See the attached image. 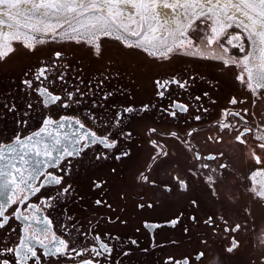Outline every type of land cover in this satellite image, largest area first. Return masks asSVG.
Masks as SVG:
<instances>
[{"label":"snow or ice","instance_id":"snow-or-ice-1","mask_svg":"<svg viewBox=\"0 0 264 264\" xmlns=\"http://www.w3.org/2000/svg\"><path fill=\"white\" fill-rule=\"evenodd\" d=\"M20 5L30 8L21 11ZM106 5L127 6V13L117 14L140 16L132 23L152 32L158 5L187 22L177 29L178 43L160 50L152 44L155 37L144 32L141 39L127 25V36L137 39L113 37L100 15ZM21 15L36 24L16 23ZM0 16L6 17L0 29H15L0 31V264H156V249L178 250L185 237L190 250L162 257L160 264H264V223L238 196V184H229L228 165L208 163L218 157L199 150L198 128L173 130L171 121L182 114L185 123L200 122L208 111L205 100H216L207 91L177 100L175 88L190 94L197 77L152 74L175 56H196L201 41L219 44L221 54L212 58L222 66L243 67L230 73L231 82H219L228 88L238 83L245 94L229 92L215 128L234 132L241 145L252 136L251 159L259 167L245 177L244 188L247 199L264 205V183L256 179L264 176V65L255 75L248 67L257 48L264 52V0H0ZM25 26L50 35L48 42L85 47L100 67L67 60L62 48L42 58L37 45L46 41L22 32ZM13 39L19 41L15 47ZM110 39L117 42L113 53ZM226 45L242 58H226ZM22 57L35 62L17 71L12 65ZM170 196H179L177 210L168 209ZM149 210L161 218H150ZM177 229L182 236L170 239Z\"/></svg>","mask_w":264,"mask_h":264},{"label":"flooded vegetation","instance_id":"flooded-vegetation-1","mask_svg":"<svg viewBox=\"0 0 264 264\" xmlns=\"http://www.w3.org/2000/svg\"><path fill=\"white\" fill-rule=\"evenodd\" d=\"M21 41V40H20ZM23 41V40H22ZM13 46H17L19 41L13 39L11 41ZM116 41L114 39H110L107 43V48L110 53L116 51ZM207 44V42H206ZM206 44L199 45L200 52L196 56L189 55H179L175 56L172 59L171 63L165 62L160 67L153 68L152 74H164L167 73L169 76L173 73L176 74V78L184 77L187 79L190 75L197 77L194 84H192L191 88L188 90L190 94H186L184 90L179 88H175L173 91V97L177 100L181 101H192L193 95H199L204 91L209 93L213 99L216 100V104H211L207 99L205 100V106L208 108L206 113H201L202 119L200 122H196L191 118H187V123H185V117L187 114H182V118L179 120L171 121L175 127L173 130H178L179 128L188 127L191 125L192 127L198 128L199 132L196 136L195 143L197 144L199 150H201L204 154L215 155L218 157L215 161H208L213 167H215L219 163H224L228 165L227 173H225L228 177V182L231 185L238 184V196L243 195L244 203L249 207L250 210H254L256 213V219L260 223H264V205H259L254 203L252 200L247 199V193L245 192L244 185L249 183L248 180L245 179L246 176L250 175L251 171L256 167H259L255 164V161L251 159V148L254 143L252 136H249L247 139L249 143L247 145H241L234 139V132H229L228 134L218 133V130L215 128V124L217 123V119L219 116L220 109L223 108L227 104L226 96L231 92L236 95L239 94L244 96L245 90L237 83L232 88H228L219 82L222 79H226L229 82L232 81V75L230 73H239L240 70L238 67H227L222 66L221 61L217 59H213V53L219 55L221 54V49L219 44L210 48V46H206ZM212 46V45H211ZM39 48V55L42 58H46L48 54L53 49H63L64 54L67 60H75L78 63L84 65L85 67L95 68L100 67L99 64H93L92 61L87 58L86 49L80 45L75 43H62L59 40L56 42H51L49 44L37 45ZM190 50V49H187ZM236 52H234L235 54ZM230 56L229 53L225 54ZM83 57V59H81ZM127 59V58H126ZM35 62V58L29 60L26 57H22L14 62L12 67H15L17 71L21 67H24L28 63ZM138 61H133V64ZM72 68H75V64L71 65ZM147 69H145L146 71ZM141 84L144 85L145 88L150 87V83L144 80L140 81ZM216 86V87H214ZM138 90L141 91V98H145L143 89L140 88V85L137 86ZM174 87V86H173ZM192 106L196 107L195 102H192ZM257 109H253L256 111ZM259 110L264 112V105L259 107ZM256 123H260L259 118H257ZM39 125H37L38 127ZM181 135H183L181 133ZM208 137H212L213 139H208ZM172 142L169 141V144ZM167 147V145H165ZM149 149L145 147L144 155L147 156ZM264 156V153H261ZM180 165L177 167L183 166V157L180 158ZM223 171V170H221ZM159 179H165V175L163 173L158 177ZM261 183H264V176H258L256 178ZM128 181L132 182V173H128ZM151 196V192L148 193ZM180 198L179 196L172 197L170 196L168 200L167 207L171 210H177L180 207ZM69 207H74L73 205H69ZM31 214V209L28 213ZM47 214V213H45ZM150 218L152 219H160V213H152V210H149ZM147 215V214H146ZM57 216V213L52 212L51 217ZM50 217V218H51ZM133 219L135 220V214H133ZM55 223V222H54ZM31 232V229L29 230ZM53 231H56L55 226ZM57 234H59L57 232ZM199 235V233H198ZM182 236V233L177 229L172 232L170 235V239H176ZM49 240L51 239V234H49ZM163 239V237H161ZM216 244H219L220 241L216 239V237L212 238ZM143 243L147 244V239L143 238ZM185 246L181 247L178 250H174L172 247L155 250V255L151 257L156 264H160V258H166L169 254H173L174 252H184L186 250H190L191 245L188 243L187 237L184 238ZM213 245L210 243L209 247Z\"/></svg>","mask_w":264,"mask_h":264},{"label":"bare ground","instance_id":"bare-ground-1","mask_svg":"<svg viewBox=\"0 0 264 264\" xmlns=\"http://www.w3.org/2000/svg\"><path fill=\"white\" fill-rule=\"evenodd\" d=\"M121 7L120 10H122L124 13H127L129 9L125 5H119ZM109 7L111 6H104V11L100 13L101 16L104 17V20L108 23V30L112 32V35H122L126 37L129 42L134 41L137 39V37H131L127 36V31H141V28H144L143 31L148 33V36L150 39L155 37V39L152 40V44L157 45L158 47L161 46H174L175 43H178L180 37H179V31H177L178 28L182 27L183 23H186L187 21L184 20L183 17H177L175 20L173 19L174 14L171 13L170 9L162 8L163 11H158V15L156 16V19L150 20V23L152 27L156 29L155 32H152L146 24H133L132 19H135L137 21L140 20V16L134 15L132 19H130L126 14L125 15H118V11L116 9H112L111 14L109 13ZM19 8L21 11L30 8V5H20ZM112 8V7H111ZM15 11V10H13ZM135 12V10H132ZM218 11V9H217ZM230 13L235 12L234 9H229ZM143 14V13H141ZM236 15L243 19L241 14L236 13ZM0 19H6V17L0 16ZM165 21H168L165 23ZM247 22V21H245ZM16 23L20 25H31L36 24V19L33 18L31 20H28L24 15L18 16ZM124 25H127V31L124 29ZM41 29H43V25H37ZM257 30H260L259 27H257ZM0 31L4 32H12L15 31V29H7L3 28L0 29ZM22 32L27 33L29 36L31 35H38V33L31 32L30 28L25 26L21 29ZM50 31V30H49ZM139 38H143V35ZM20 40L25 41V37L23 35L20 36ZM13 41V40H12ZM164 43V45H162ZM146 46L150 48V50H155L152 48V45L147 44L145 42ZM165 47V48H166ZM164 48V49H165ZM257 54L253 57V62H249L250 67L257 68L261 67V65L264 62V52H261L259 48L257 49ZM258 69H255L253 72L256 74Z\"/></svg>","mask_w":264,"mask_h":264},{"label":"rangeland","instance_id":"rangeland-1","mask_svg":"<svg viewBox=\"0 0 264 264\" xmlns=\"http://www.w3.org/2000/svg\"><path fill=\"white\" fill-rule=\"evenodd\" d=\"M170 2H171V0H170ZM112 7V9H116L118 12H121L122 10H120L121 9V7L119 6V5H113V6H111ZM162 5H158V6H156V13H157V15H158V11L160 10V11H163L162 10ZM172 13V12H171ZM65 28H67V25H65ZM143 29L144 28H141V36L144 34V32L145 31H143ZM43 30V29H42ZM61 29H57V31H60ZM38 35L40 36V38L41 39H43V40H45L46 41V43L45 44H49V43H51V42H48V41H50V35H44L43 34V31H41L40 33H38ZM203 44H206V41H201V42H199V45L201 46V45H203ZM162 45H164V43L162 44ZM217 45V44H216ZM213 46H215V45H213ZM213 46H210V48H212ZM166 46H159V48H160V50H164V48H165ZM191 50V49H190Z\"/></svg>","mask_w":264,"mask_h":264},{"label":"built area","instance_id":"built-area-1","mask_svg":"<svg viewBox=\"0 0 264 264\" xmlns=\"http://www.w3.org/2000/svg\"><path fill=\"white\" fill-rule=\"evenodd\" d=\"M228 31H230V32H236V31H238V30H236V29H229ZM113 37H115V35H112ZM235 43V42H234ZM216 44H218V43H213L212 44V46L213 45H216ZM228 48H229V54L230 55H232V54H234V52H236L235 54L237 55V56H239V57H241L242 58V56L244 55V54H241V53H239L238 52V49H234V48H232L230 45H226ZM258 49V48H257ZM255 52H257V50L255 51ZM254 52V54H253V57H254V55L255 54H257V53H255ZM253 57H250L249 58V61H248V67L249 68H251L253 71L255 70V69H258V71L260 70V67H257V68H253V67H250V64H249V62L251 61V62H253ZM262 65H264V62H263V64ZM239 68V70H240V72L243 70V67L241 66V67H238ZM257 71V72H258ZM253 74L255 75V73L253 72ZM245 75H247V73H245Z\"/></svg>","mask_w":264,"mask_h":264}]
</instances>
